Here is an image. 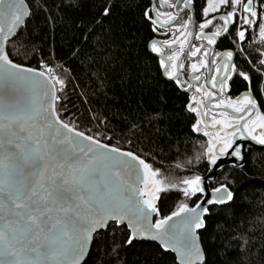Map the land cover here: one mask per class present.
<instances>
[{"label":"snow or ice","instance_id":"obj_1","mask_svg":"<svg viewBox=\"0 0 264 264\" xmlns=\"http://www.w3.org/2000/svg\"><path fill=\"white\" fill-rule=\"evenodd\" d=\"M191 0H184L187 8ZM0 80L5 84L20 82L33 93L32 101L23 108L5 95L4 114L0 116V170L4 180L0 189L5 199H0V211H3L4 227L0 228V264H88L90 245L104 236L97 234L112 221L119 227L123 237L117 242L113 237L111 253L131 248L142 240L158 241L163 253H175L178 264H208L206 253L201 245L199 231L206 230V220L211 219V209L205 205H227L233 201V192L225 185L212 190L213 195L203 204L180 203L168 215L161 216L157 201L160 193L169 189H179L185 198L202 193L201 177L195 175L177 183L158 178L159 169H153L140 156L131 151H122L120 147L101 143L92 135L78 131L75 126L61 119L57 111V85L63 89L64 81L53 74L51 67L41 62L37 70L15 63L6 51V44L20 34L26 26L32 9L25 0H0ZM178 7V5H173ZM230 8L218 16L223 21L222 28L211 34L204 32L217 17L209 19L210 13H218L221 8ZM264 8V0H261ZM109 7L102 14L107 16ZM243 25L259 27V35L264 39V14L258 13L253 0H206L202 13L205 19L200 23L198 32L188 31L192 20L180 25L184 31L174 40H164L163 45L179 44V51L163 57V48L152 41L149 47L162 58L159 65L164 75L182 86L179 63L189 36L207 41L208 45L217 43V38L235 26L237 13ZM144 17L150 20L153 31L159 24L167 25L175 16L167 13V19L160 21V13L155 17L146 10ZM239 40H245V30L238 29ZM182 37V38H181ZM199 57L198 63L190 68L197 73L207 68L209 63L215 66L211 75V89H219L222 95L228 88V80L236 72L231 63L233 52L216 53L223 59L209 61L208 48L193 46L188 55ZM264 63V61H262ZM223 69V71H221ZM239 75L249 81L247 73ZM192 79L199 81L200 76ZM191 88V84H189ZM203 99L192 96L195 107L190 103L188 110L196 114L192 124L194 132H203L208 137L206 153L210 162L215 164L219 155L233 148L237 136L251 139L264 145V112L251 94V88L237 99H217L213 108L231 109L221 111L219 118L213 115L210 124L204 119L208 115L204 101L217 96L216 91L207 90L204 85L196 88ZM203 125V127H201ZM211 128V131L208 129ZM103 138L102 133H97ZM241 157L240 146L231 152ZM22 162V163H21ZM23 165H27L24 167ZM19 177V178H17ZM156 219L153 222V216ZM99 264V262H97Z\"/></svg>","mask_w":264,"mask_h":264},{"label":"trees","instance_id":"obj_2","mask_svg":"<svg viewBox=\"0 0 264 264\" xmlns=\"http://www.w3.org/2000/svg\"><path fill=\"white\" fill-rule=\"evenodd\" d=\"M32 15L6 51L15 63L37 70L43 61L64 81L57 85V111L78 131L140 156L153 169L168 171L189 161L182 174L205 175L201 139L192 131L193 116L186 96L163 78L158 59L148 50L153 37L144 17L151 0H25ZM202 17L206 0H193ZM261 0H253L264 14ZM109 7L107 16L102 14ZM238 16V13H237ZM239 67L264 106V39L259 27L244 25ZM97 133H102L103 138ZM225 185L234 200L210 206L211 219L199 232L208 264H264V150L250 152L241 167L217 171L212 188ZM195 195L184 201L193 207ZM183 198L178 191L160 193L161 216L174 211ZM91 244L88 264H177L152 242L110 254L113 237H123L110 224Z\"/></svg>","mask_w":264,"mask_h":264},{"label":"flooded vegetation","instance_id":"obj_3","mask_svg":"<svg viewBox=\"0 0 264 264\" xmlns=\"http://www.w3.org/2000/svg\"><path fill=\"white\" fill-rule=\"evenodd\" d=\"M153 2L155 3V8H156L155 9V15H156V13H160V16H159L160 21L167 19V15H166L167 13H172V15L175 16V20L172 23H170L168 25L159 24L158 26H156L157 30L156 31L152 30L153 31V37L149 41V42L156 41L158 43V46H161L163 48V57L166 58L167 56L171 55L173 52L179 51V44L176 43L174 45L165 46V45H163V41L164 40H174L177 36H179L180 32L184 31V29L181 28L180 25L183 24L188 19L189 16L192 17V20L188 25V31L193 32V33L200 31L199 25L201 22H203L205 17L204 16L200 17L197 14L193 0H191V4L187 8L184 7V0H161L162 3L159 0H151V8H152ZM162 4H165L168 7H165ZM176 4H178L177 10L175 7H173V5H176ZM151 8H150L149 12H150V15L153 16V14L151 12ZM230 10H231L230 8H223L222 7L218 13H210L209 17H208L209 19H211L212 17H217V18L213 20V23L211 25H209L208 28L204 29V32L207 34H211L217 28H222L223 21L219 20L218 16L220 14H223L226 11H230ZM238 16H239V14H238ZM238 16L235 19V26L230 24L229 25L230 31L226 34H223L221 37H218L216 44L208 45L206 40L197 39L195 37V35H192V36L188 37L186 47H185L184 51L180 54L179 63H182L184 65V68L180 69V76H179L181 83H182V86H178L174 80H171L169 82H172L179 89V91H181L186 96V109L189 112V114L191 116H193L194 123L197 119V116L195 113L190 112L188 110V105L191 103L193 107L196 106L195 102L190 100V98L194 95L197 96V98L203 99L201 94L196 93V88L199 87L200 85H204L207 90L217 92V96L212 98V100L204 101L205 108L201 110V111H207L208 112V115L206 117H204V119L209 124L211 122V118L213 115H216L217 118H219V113L221 111H228L231 114V109L213 108L212 102L214 100L221 99V98L222 99L231 98V99L235 100L238 97H240L242 94L246 93L249 90V88H251L249 81H245L239 75V72H241L242 70L239 67L240 57H239L238 53H239V51L241 52V42L242 41L239 40L236 33H237L238 29L244 30V25L239 24L240 19H238ZM153 17H155V16H153ZM148 21L150 22V20H148ZM151 27L153 29L152 24H151ZM193 46L198 47V48L207 47L208 48L207 59L209 61H211L212 59H216L217 63H220L221 60L223 59V57L222 56H216V53H218V52L223 53V52L229 51V50L233 52L234 55H233V60L231 61V63H234L236 65V72L233 73L232 78L230 80H228V88L222 95L219 93V89H211L210 80H211V75L215 74V66L214 65H211V63H209V66L207 68H201L200 71L197 73L192 72L190 65L192 63H198L199 57L203 55V52L198 53L196 57L188 55V53L191 51V48ZM156 58L158 59V63H159L160 58H158V57H156ZM159 67H160V65H159ZM160 70H161V67H160ZM221 71H223V69ZM161 73H162V70H161ZM193 75L200 76V80L196 81V80L192 79ZM189 84H191V88H189ZM251 94H252L253 98L257 101V105L260 108L261 112H264V106L262 105L260 98L257 96V94L253 91L252 88H251ZM201 127H203V125H201ZM208 130L211 131V128H209ZM192 131H193V129H192ZM194 134L201 139V142L203 145L202 151H203L204 161H205V163L208 167V170H209V164H212V163L210 162L209 155L206 153L208 137H205L203 135V132H199V133L194 132ZM244 144H245L246 154H245V157L243 160V164L245 162L247 155L250 152H252L253 150H264V145H259L258 143L252 141L251 139H245V138H242L240 136H237L234 140L233 148H230L228 150V153H226L224 155H219V153H218L217 159H223L228 154L231 155V152L235 149V147L237 145H239L240 149L242 150ZM206 154H207L208 159L206 157ZM232 157L237 162H238V160H240L242 158V156L240 158H237L235 156H232ZM200 176H204V175H200ZM196 195H198L199 199H200V195L199 194H196Z\"/></svg>","mask_w":264,"mask_h":264},{"label":"water","instance_id":"obj_4","mask_svg":"<svg viewBox=\"0 0 264 264\" xmlns=\"http://www.w3.org/2000/svg\"><path fill=\"white\" fill-rule=\"evenodd\" d=\"M159 1L161 2V0H159ZM5 3H7V0H5ZM162 5H164L165 7H168L165 4H162ZM176 5H178V4H176ZM0 7H2V6H0ZM175 8H176V10L178 9V7H175ZM155 9H156L155 3L153 2L152 8H151V12H152L153 16H155ZM2 22H3V18H0V23H2ZM172 22L173 21H170L168 24H170ZM11 39H13V38H11ZM150 43L151 42H149V44ZM149 44H148L149 52L152 55H154L155 57H158L161 59L162 57L160 55H158L157 53H153L151 51ZM161 70H162L163 77L167 81H171V79H169L167 76L164 75V71L162 68H161ZM5 95H7L10 98V100L15 103L17 108H23L25 105L29 104L33 98V93L31 91H29L28 88L24 84H22L20 82H9V83L5 84L2 80H0V116H2L4 114V111H5V109H4ZM2 122L3 121L0 120V123H2ZM245 154H246V149H245V144H244L243 149L241 150L242 158L240 160H238V162L231 155L228 154L223 159H217L215 164H209V170L207 171V173L204 176H200L201 181H202V187L205 189V191L202 193H197L200 195V199L197 203L203 204L206 199L211 198V196L213 195L212 190L214 188H211L210 183L213 182L217 171L222 169V168L242 166ZM2 155H3V151H2V149H0V156H2ZM206 157H207V154H206ZM207 159H208V157H207ZM23 166L27 167V165H23ZM4 178H5L4 173L2 170H0V182H2L4 180ZM17 178H19V177H17ZM3 188H5V185L3 183H0V189H3ZM216 188H218V187H216ZM0 199H5V197L2 194H0ZM230 202L231 201H228L227 204ZM205 206L210 207L212 205H205ZM214 206H221V205H214ZM3 216H4L3 211H0V228L4 227ZM155 219H156V217L154 215L153 216V222L155 221ZM112 223H114V222L110 221L109 225ZM109 225L105 229H100L98 232L105 231L109 227ZM202 230H200L199 232H201ZM142 241L152 242V243H155L156 245L159 246L158 241H151V240H142ZM90 247H91V245H90ZM171 254L175 257V253H171ZM0 259H2V257H0ZM176 263L178 264V262H176Z\"/></svg>","mask_w":264,"mask_h":264},{"label":"rangeland","instance_id":"obj_5","mask_svg":"<svg viewBox=\"0 0 264 264\" xmlns=\"http://www.w3.org/2000/svg\"><path fill=\"white\" fill-rule=\"evenodd\" d=\"M238 14L241 15V13H239V12H238ZM239 24H242V22L240 21ZM187 164H189V161H182V162H180L179 164H177L175 167H173L172 169H170L168 171L159 172L158 178H165L167 180V182L179 184V181H181L182 179L192 177L191 175L182 174V172L185 171V167H186ZM169 190L178 191L181 194L182 198H183L182 203H186V201H184L185 200V196L183 195L182 192L179 191L178 188L177 189H169Z\"/></svg>","mask_w":264,"mask_h":264}]
</instances>
